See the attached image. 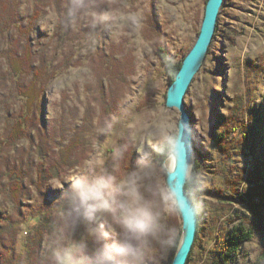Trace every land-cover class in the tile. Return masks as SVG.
<instances>
[{"label":"rangeland","instance_id":"rangeland-1","mask_svg":"<svg viewBox=\"0 0 264 264\" xmlns=\"http://www.w3.org/2000/svg\"><path fill=\"white\" fill-rule=\"evenodd\" d=\"M208 1L97 0V12L108 19L91 33L88 20L63 30L66 0H0L6 26L0 29V142L12 118L30 108L27 137L12 147L0 144V172L13 171L0 180L3 264H26L29 243L37 241L42 250L48 214L66 178L85 159L111 151L115 141L94 133L104 118L128 109L125 127L138 136L181 118L178 108L167 107L172 81L160 56L183 63L199 37ZM29 56L33 75L15 76L10 58L23 62ZM37 74L47 84L30 106L24 95ZM185 103L195 150L204 160L198 174L206 182L187 264L218 262L223 239L240 218L248 219L253 238L228 264H264V0H225ZM140 149L130 154L129 167ZM40 169L46 178L39 181ZM176 226L178 247L183 221ZM173 249L159 264H168Z\"/></svg>","mask_w":264,"mask_h":264},{"label":"clouds","instance_id":"clouds-1","mask_svg":"<svg viewBox=\"0 0 264 264\" xmlns=\"http://www.w3.org/2000/svg\"><path fill=\"white\" fill-rule=\"evenodd\" d=\"M96 9L97 0H66L63 30L84 20L91 33L105 27L108 17ZM89 40L94 44V35ZM127 112L94 128L115 142L107 156L95 153L66 178L36 264H159L179 240L176 222L203 211L206 182L193 164V126L177 119L138 136L125 127Z\"/></svg>","mask_w":264,"mask_h":264},{"label":"trees","instance_id":"trees-1","mask_svg":"<svg viewBox=\"0 0 264 264\" xmlns=\"http://www.w3.org/2000/svg\"><path fill=\"white\" fill-rule=\"evenodd\" d=\"M32 23H33V21L30 22L31 26L33 25ZM3 25H4V23L0 21V29L1 28L3 29V27L5 26V25L4 26ZM21 29H23V28H21ZM29 30H32V27H30ZM29 30L23 29L22 31L23 32L26 31L25 35H28ZM25 38H27V37H25ZM160 57H161V60L163 62V65L165 66L166 70L168 71V73H170L171 81L173 83L175 81L176 76L178 75L179 71L181 70L183 63H179V64L175 65L169 60L167 55H161ZM29 59H31L30 56H29L28 60L25 59L23 62L22 61L18 62L17 57L10 58L9 61H11V64H13V65H11V67H12L13 71L15 72V76H20V75L22 76V75H27V74L31 75V73L33 75L32 66H30L28 64ZM39 71L42 72V70H39ZM34 72H35V70H34ZM32 77H33V79L31 81V84L29 85L27 91H25V95H24V96H28L31 99L29 102L30 106L32 104V99H35L36 98L35 96L39 93L38 91H44V87L47 84L46 81L41 78L42 76H39V74H37L36 77L35 76H32ZM29 110H30V108H29ZM29 110H27V108H26L24 110L23 114L12 118L14 120L12 122H9L10 126L8 128H10V129L7 130V135H6L5 139L3 140V142H0V144L2 143L6 147H12V146L16 145L19 141H21L27 137V134H26V129L28 127L27 119H30V118H28V114H29L28 111ZM221 138L224 139L225 134H222ZM203 161H204L203 156H201V154L198 152V150H196V161L194 162V167L197 170V173L199 172V168H200L201 163ZM17 170L19 171L20 169H17ZM4 171L1 170V172H0V180H2L3 178H6L8 176H11V172H13L11 170L8 172L7 169H5ZM44 175H45V171L43 169H40L39 176H38L39 181L44 180L46 178L45 177L46 175L45 176ZM19 176L22 179L24 178L23 175H21V174H19ZM21 178H20V180H21ZM38 179L36 180V182L32 181L33 182L32 184L37 186L38 185ZM241 179L243 180V178H241ZM248 194H252V193H248ZM251 205H252V203H251ZM46 208L47 207H44L43 209H46ZM41 212H43V210H41ZM256 213L257 212H255V214ZM260 214L261 213L258 212L257 215L260 216ZM48 216H50V214H48ZM1 220L2 219H1V215H0V221ZM248 224H249L248 219L240 218V221L236 222V224L227 232V234L224 237L223 242H222V246H221L222 250H221V252H218V253H220L218 255H221V257L218 256L219 257L218 262L220 264H228L231 261V259L233 258V256L239 252V250L243 246V244L250 242L252 240L254 232H253L252 228L249 227ZM198 233H199V231H198ZM38 245L39 244L37 243V241H35L33 244L29 243L27 245L28 250H29V255H28V259H27L26 264H36L38 255L40 253L38 250ZM178 247H174L172 256H171L168 264H172L173 259L177 253ZM191 255H192V253H191ZM191 255H190V259L188 261L191 260ZM3 259H4V257L0 256V261H1L0 263L1 264H3L2 263ZM218 262H216L214 264H219Z\"/></svg>","mask_w":264,"mask_h":264},{"label":"water","instance_id":"water-1","mask_svg":"<svg viewBox=\"0 0 264 264\" xmlns=\"http://www.w3.org/2000/svg\"><path fill=\"white\" fill-rule=\"evenodd\" d=\"M224 2L225 0L208 1L199 37L191 51L184 59L181 70L168 90L166 103L167 107L178 108L181 112L180 119L187 121L191 125L192 121L186 110L185 96L187 95V92L196 75L200 72L209 53L210 46L217 31L219 16ZM192 148L194 159L196 152L194 139ZM198 226V218L183 221L182 240L172 264L188 263L196 241Z\"/></svg>","mask_w":264,"mask_h":264}]
</instances>
